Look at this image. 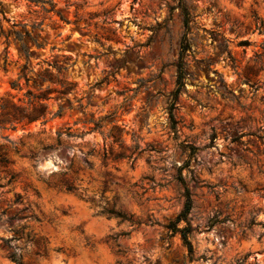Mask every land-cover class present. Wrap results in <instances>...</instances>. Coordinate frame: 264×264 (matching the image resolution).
<instances>
[{"label":"rangeland","instance_id":"1","mask_svg":"<svg viewBox=\"0 0 264 264\" xmlns=\"http://www.w3.org/2000/svg\"><path fill=\"white\" fill-rule=\"evenodd\" d=\"M52 2L0 0V33L42 44L24 37L26 60L0 36V104L58 89L44 70L72 86L43 119L0 128V238L20 263L264 264V0ZM186 225L191 253L174 231ZM9 251L0 242V264Z\"/></svg>","mask_w":264,"mask_h":264},{"label":"trees","instance_id":"2","mask_svg":"<svg viewBox=\"0 0 264 264\" xmlns=\"http://www.w3.org/2000/svg\"><path fill=\"white\" fill-rule=\"evenodd\" d=\"M38 1L43 5L49 6V10H47V11L45 10L46 13L54 12L55 5L53 4L52 0H46V1L38 0ZM180 12H181V16H182V21H183L185 33H184V36H183L182 41H181L182 46L180 49V54H179V59H178V64H177V73H178L177 74V84L179 85V88L174 93L171 94L172 99H171V102H170L169 108H168V117H169L171 122L174 121L175 103H176L177 98L179 96L180 88L183 86L184 57H185V53L188 50V44H187L188 41H187L186 36H187V31H188V27H189V23H190V16H189V13H188L186 7L183 4H180ZM0 14H1V11H0ZM61 20L63 22H67L64 19H61ZM17 26L18 25H16V24L12 25L13 28H15ZM0 36H2L5 39L6 44L9 43L10 38H12V41H16L18 43L19 53L26 60H29L31 58V56H30L31 51L29 48H27L24 45V37L29 38L32 45L36 46L37 48H42V44L36 43L30 37L29 33H27V32H24L23 34H21L17 31L11 30V31H8L7 33L1 32ZM21 73H22V75L20 78H23L25 81V84H28L31 81V79H28L27 75L29 73H31V71L28 70L26 65H24L21 69ZM37 77H38V79H40V82L42 84L47 82V81H49V82L55 81V84H57L58 89H51L50 87H46L45 89H42L41 85L38 86L34 83L33 85L37 89L38 94L33 95L30 91L26 93V95L28 97V101L26 103L28 106L27 108H19V107L11 105L10 106L11 109H8L6 104H0V128L2 127L3 124H6V123H9L12 125L13 123H22V122L30 123V122L37 121L39 119H43L47 114V112H46L47 107L43 102L50 99L49 95L52 93H56L59 96H64L72 90V86L67 85L60 80H57L56 78L51 76L46 70H44L41 74L37 75ZM11 88L16 89L17 88L16 83H12ZM59 113H60V110L54 116H58ZM56 142H57V146L61 145V142H62L61 134L56 135ZM46 149L50 150L52 148L47 147ZM91 154H92V151H89L87 155L90 156ZM130 157H131V155L126 156L124 153H121L115 159H127ZM104 158H105V156H104ZM83 164H84L85 168H88V169L91 168V165L86 160H84ZM178 181L182 185L183 190H184V206H183V209H182L180 215L178 216V221L183 220L186 222L188 213L190 212L191 206H192L191 193H190V190L186 187L184 179L182 178L181 175H179ZM63 187L68 192H72L75 190L74 187L71 186L70 184H68L67 182L63 183ZM19 202H20V198L16 197L14 204H18ZM10 208L11 207H7L5 209L0 210V221L3 218H6V215H7L8 211L10 210ZM13 219H14L13 217L7 218V220H13ZM174 231L180 234L181 240L183 241V244L185 245L188 253H191L192 247H191L190 241L188 239V235L191 231L190 227L188 225H186L182 229H178V228L174 227ZM13 240H16V238L15 237L7 238V239L0 238V242L3 243L7 249L10 250L8 253L9 259L12 262H14L15 264H21L17 252L15 250H12V247L10 245V243ZM39 255H40V253L38 251H36L34 253V256H39Z\"/></svg>","mask_w":264,"mask_h":264}]
</instances>
